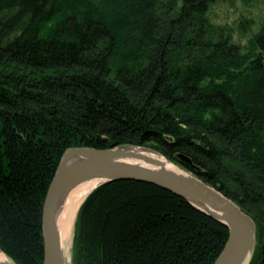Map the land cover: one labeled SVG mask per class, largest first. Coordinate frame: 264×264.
Wrapping results in <instances>:
<instances>
[{
  "label": "trees",
  "instance_id": "16d2710c",
  "mask_svg": "<svg viewBox=\"0 0 264 264\" xmlns=\"http://www.w3.org/2000/svg\"><path fill=\"white\" fill-rule=\"evenodd\" d=\"M215 0H0V251L41 264V206L62 152L148 147L253 221L264 264V24L243 45ZM181 153L198 170L180 164ZM221 223L133 180L93 188L71 264H212Z\"/></svg>",
  "mask_w": 264,
  "mask_h": 264
},
{
  "label": "water",
  "instance_id": "95a60500",
  "mask_svg": "<svg viewBox=\"0 0 264 264\" xmlns=\"http://www.w3.org/2000/svg\"><path fill=\"white\" fill-rule=\"evenodd\" d=\"M145 153L162 157L148 147L132 144H118L110 148L73 146L62 152L41 206V264H66L64 250L56 232V214L68 189L87 180H96L93 188L110 181L133 180L153 185L184 199L227 230L225 242L212 264H246L254 245L255 226L252 219L230 198L192 172L166 167L159 159ZM174 157L180 164L198 170L189 157L181 153H176ZM128 159L140 160L150 166ZM165 161L170 164L168 160ZM0 264L14 263L4 255Z\"/></svg>",
  "mask_w": 264,
  "mask_h": 264
},
{
  "label": "rangeland",
  "instance_id": "374dc122",
  "mask_svg": "<svg viewBox=\"0 0 264 264\" xmlns=\"http://www.w3.org/2000/svg\"><path fill=\"white\" fill-rule=\"evenodd\" d=\"M207 15L212 23L226 26L229 29L234 43L243 45L247 38L261 24H264V0H215L209 6ZM164 159L167 160L166 158ZM169 162L174 169L188 172L180 165L172 161ZM64 254L66 264H71V241L69 248Z\"/></svg>",
  "mask_w": 264,
  "mask_h": 264
},
{
  "label": "bare ground",
  "instance_id": "6f19581e",
  "mask_svg": "<svg viewBox=\"0 0 264 264\" xmlns=\"http://www.w3.org/2000/svg\"><path fill=\"white\" fill-rule=\"evenodd\" d=\"M150 157L159 159L166 167L174 168L171 164H167L165 159L152 153H145ZM132 162H137L144 166H150L143 161L136 159H128ZM96 185V180L82 181L78 184L71 186L67 193L60 201L57 214H56V232L59 239L60 246L64 252L69 248L72 234V224L74 221L75 213L78 206L84 197ZM4 259V255L0 252V261Z\"/></svg>",
  "mask_w": 264,
  "mask_h": 264
}]
</instances>
